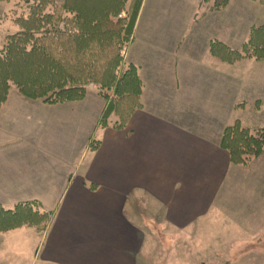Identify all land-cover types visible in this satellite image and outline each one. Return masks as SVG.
Masks as SVG:
<instances>
[{"label": "crops", "instance_id": "0c3cea01", "mask_svg": "<svg viewBox=\"0 0 264 264\" xmlns=\"http://www.w3.org/2000/svg\"><path fill=\"white\" fill-rule=\"evenodd\" d=\"M200 2H182L193 35L155 54L150 42L134 44L143 0L125 52L142 107L121 129L99 127V97L51 105L10 87L0 107V208L34 203L51 218L0 232V264H148L150 247L167 238L246 234L235 216L264 206V153L233 165L220 139L234 121L243 125L242 112L264 110V61L213 56V42L241 50L256 23L224 17L232 1L219 12ZM240 4L242 14L256 11ZM259 226L264 233V218Z\"/></svg>", "mask_w": 264, "mask_h": 264}, {"label": "trees", "instance_id": "16d2710c", "mask_svg": "<svg viewBox=\"0 0 264 264\" xmlns=\"http://www.w3.org/2000/svg\"><path fill=\"white\" fill-rule=\"evenodd\" d=\"M231 1L201 0L200 4L219 12ZM25 2L27 15L15 20L19 30L6 35L0 47V107L11 86L25 99L53 105L83 100L87 87L94 84L104 101L98 125L123 128L142 107V81L137 68L125 62L142 0H131L126 10L122 5L127 0ZM210 52L231 64L242 59L264 61V24L251 28L241 50L213 42ZM98 143L92 141L90 151ZM220 147L231 164L244 166L264 152V127L247 128L236 121L224 128ZM50 218V212L34 203L18 204L13 210L0 208V232L44 227Z\"/></svg>", "mask_w": 264, "mask_h": 264}, {"label": "rangeland", "instance_id": "374dc122", "mask_svg": "<svg viewBox=\"0 0 264 264\" xmlns=\"http://www.w3.org/2000/svg\"><path fill=\"white\" fill-rule=\"evenodd\" d=\"M54 1L57 4H61L64 0ZM182 2L184 0H147L140 14L142 0L136 19L137 21L140 14L141 24L138 30L134 32V44L139 41L150 42L151 51L159 54L163 43L175 42L179 36L181 38L185 37L189 33L187 25L190 21V13L182 7ZM186 2L191 3V0H186ZM239 2H241L240 5L255 7L256 11L253 12L247 9L246 13L242 14L240 10L236 9L239 6ZM130 3L131 0H127V3L122 5L123 10H126ZM28 9L29 4H26L25 0L0 1V36L16 33L19 27L15 23V20L19 17H25ZM238 14L245 15L247 23L252 20L256 23V26H259L258 19L261 18L264 24V1L232 0L230 7L224 11L223 15L225 17L226 15L232 16ZM122 17H124V13ZM178 23H181L180 27ZM175 24L177 25L176 27ZM192 35L193 32H190L187 37H191ZM131 39L132 37L130 41ZM12 87L14 88V86ZM87 96L88 102H92L98 97L102 100L94 84H90L87 87ZM102 104L104 105L103 100ZM246 112L247 110L241 113V118L243 119L242 126L247 128L264 126V110L261 113L248 114V116H245L247 114ZM114 120L115 118L111 119V121ZM97 123H99V120ZM94 139L97 140L96 137ZM249 163L246 165H249ZM242 196L244 195L242 194ZM239 207L242 208V205ZM248 207V212L243 211L235 216L239 221L238 228L242 229L246 233L245 235L242 234L241 236L232 237L188 236L182 237L176 244L169 242L173 238H167L168 241L164 245L159 244L157 247H150L148 264H264V233L259 226L262 224L264 218V206L249 204ZM243 224L246 226L243 227ZM235 232L238 233L239 231L236 230ZM251 232H257L256 236L250 234ZM260 232H262L261 235H259Z\"/></svg>", "mask_w": 264, "mask_h": 264}]
</instances>
